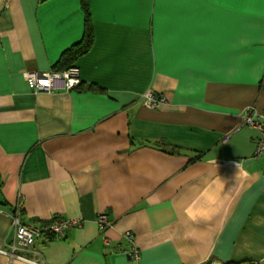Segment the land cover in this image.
Listing matches in <instances>:
<instances>
[{
	"label": "crops",
	"instance_id": "crops-1",
	"mask_svg": "<svg viewBox=\"0 0 264 264\" xmlns=\"http://www.w3.org/2000/svg\"><path fill=\"white\" fill-rule=\"evenodd\" d=\"M89 4L80 86L35 93L27 73L62 72L85 13L0 0V264H264V159L244 123L264 112V0ZM149 91L166 101L148 108ZM206 188L221 203L193 222ZM16 216L81 225L18 247L26 262L9 254Z\"/></svg>",
	"mask_w": 264,
	"mask_h": 264
},
{
	"label": "built area",
	"instance_id": "built-area-1",
	"mask_svg": "<svg viewBox=\"0 0 264 264\" xmlns=\"http://www.w3.org/2000/svg\"><path fill=\"white\" fill-rule=\"evenodd\" d=\"M27 82L35 93L40 92H53L56 89H63L66 91H71L80 86L81 80L79 78L78 72L70 69L62 72H30L27 73ZM166 100L163 97H157L152 91H149L145 95V105L148 108H156L158 105L164 103ZM246 125L255 128L259 132V138L257 140L256 147V157H261L264 159V112H257L254 108H250L248 115L244 122ZM230 136L227 135L224 142H228ZM264 183V174H263ZM100 226L105 229L110 223L105 215H101L98 219ZM81 222L77 220H63L56 219L47 225L40 226H30L25 225L20 222V218L16 216L15 218V229H16V244L11 245L12 252L9 254L20 260L31 262L27 257L16 255L14 252L18 247L28 250L32 248L35 243L40 239H45L47 236H55L56 238H64L66 232L76 226H80ZM131 253L129 255L135 260L140 259V249L134 244ZM2 253H8L7 251L0 249Z\"/></svg>",
	"mask_w": 264,
	"mask_h": 264
},
{
	"label": "trees",
	"instance_id": "trees-1",
	"mask_svg": "<svg viewBox=\"0 0 264 264\" xmlns=\"http://www.w3.org/2000/svg\"><path fill=\"white\" fill-rule=\"evenodd\" d=\"M80 5L85 13L86 17V29L84 32V37L81 43L78 45L70 48L68 51H66L62 58L59 61V69H56L57 71H65L70 70L74 68V65L76 64V61L83 55L89 52L91 49L93 42H94V36H93V29H92V23H91V15H90V4L89 0H80ZM55 236H47L44 240L54 239ZM234 264H254L251 262H241V263H234Z\"/></svg>",
	"mask_w": 264,
	"mask_h": 264
},
{
	"label": "clouds",
	"instance_id": "clouds-1",
	"mask_svg": "<svg viewBox=\"0 0 264 264\" xmlns=\"http://www.w3.org/2000/svg\"><path fill=\"white\" fill-rule=\"evenodd\" d=\"M203 200L202 207L197 211L190 212L187 209L185 210V214L193 222L210 216L217 209L221 203V193L217 192L215 188H206L203 193Z\"/></svg>",
	"mask_w": 264,
	"mask_h": 264
}]
</instances>
